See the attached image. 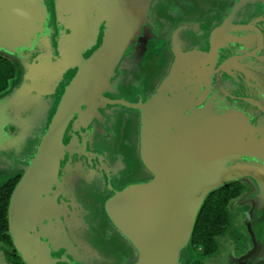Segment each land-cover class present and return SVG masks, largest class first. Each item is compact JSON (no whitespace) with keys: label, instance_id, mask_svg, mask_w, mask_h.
<instances>
[{"label":"water","instance_id":"1","mask_svg":"<svg viewBox=\"0 0 264 264\" xmlns=\"http://www.w3.org/2000/svg\"><path fill=\"white\" fill-rule=\"evenodd\" d=\"M165 1L0 0V54L23 73L19 89L0 95V147L24 163L8 227L26 264H188L212 193L249 179L255 212L264 210V0H236L230 15L217 11L211 22L177 23L171 69L149 95H104L126 52L158 30ZM202 26L205 38L196 40ZM183 33L191 41L181 54ZM109 104L138 116L141 161L151 173L105 202L128 243L113 260H106L107 242L105 256L93 244L102 233L96 224L75 213L64 223L51 196L64 154L76 148L65 142L72 120L78 113L99 118ZM10 124L18 134L10 136Z\"/></svg>","mask_w":264,"mask_h":264},{"label":"flooded vegetation","instance_id":"2","mask_svg":"<svg viewBox=\"0 0 264 264\" xmlns=\"http://www.w3.org/2000/svg\"><path fill=\"white\" fill-rule=\"evenodd\" d=\"M235 3L236 0H166L163 7L157 10V19L160 22L158 30H150L126 52L119 77L114 79L104 95L131 101L137 99L138 93L149 95L171 69L173 55L170 46L174 44L171 40L173 26L183 21L200 19L203 22L207 16L211 22L217 18V11L228 16ZM260 4L264 8V3ZM261 17L264 19V11L261 12ZM205 32L202 26L193 37L196 40L198 36L199 39L205 38ZM182 36L186 42L181 41ZM190 41L188 34L183 33L180 36L179 53L185 52L184 48ZM0 58L17 63L7 55L0 54ZM15 65L18 72L19 66ZM9 85L10 87L0 91V95L14 92L20 88L21 83L16 80ZM98 111L99 118H86L82 113H78L72 120L65 142L74 144L76 148L73 147L74 150L64 154L51 196L61 205L60 218L67 217L63 219L64 223H68L70 216L75 213L85 216L82 222L90 223L92 220L91 223L96 224L106 236L105 243H109L106 248L111 249V254L106 260H113L116 259L113 253L128 252V243L117 235L110 224L105 213V202L117 191L147 181L151 173L141 161L138 116L122 109L118 104H109ZM6 130L11 136L19 133L17 128L10 125L6 126ZM37 136V133L34 134V138ZM23 171L19 169L13 175L18 174L21 179ZM238 181L244 186V191L236 207L239 214L237 222L242 227L243 239L240 238V242L246 244V247L243 253H237L236 250L234 253L238 263L242 261V264H264V210L255 212V200L250 198L257 191L255 185L249 179ZM65 228L73 230L72 223ZM110 241L117 250L112 249ZM93 244L105 256V245ZM193 254L195 252L188 245V263ZM231 262L234 264V260Z\"/></svg>","mask_w":264,"mask_h":264},{"label":"trees","instance_id":"3","mask_svg":"<svg viewBox=\"0 0 264 264\" xmlns=\"http://www.w3.org/2000/svg\"><path fill=\"white\" fill-rule=\"evenodd\" d=\"M16 73L17 69L14 63L0 58V91L7 88ZM19 179L20 175L15 174L0 186V251L8 259L9 264H26L15 249L8 227L10 198ZM243 191L244 186L237 181L215 191L206 200L189 243V248L197 255H201L202 259L218 252V238L228 231L231 223L228 208L234 200L240 198ZM194 257L193 254L188 264H202L203 261Z\"/></svg>","mask_w":264,"mask_h":264},{"label":"rangeland","instance_id":"4","mask_svg":"<svg viewBox=\"0 0 264 264\" xmlns=\"http://www.w3.org/2000/svg\"><path fill=\"white\" fill-rule=\"evenodd\" d=\"M16 74H17L16 77L14 78L13 81L11 80L10 83L16 80L17 83H22L23 73L22 72L20 73V68H18V72ZM9 84L8 87H10ZM10 126L16 128V126H14L13 124H10ZM9 144L11 143L9 142ZM15 153L16 152L8 154L6 151L2 149V147H0V186H2V184H4L8 180V178L13 175V173L16 170L24 168V163L19 162V160L22 158L16 157ZM19 156H25V154L19 153ZM239 201L240 198H237L232 202V204L228 208V213L230 215L231 223L228 231L224 235L218 238L219 240L218 252H216L215 255L208 256L204 259L201 258V255H197V253L194 254L195 259H198L201 262L203 261L202 264H232L231 262L232 260H234V264H242V261L238 263L237 256L234 253V250H236L235 252L241 254L244 252L243 250H245L246 247V244H242V241L240 242V238L243 239V234H242V227L240 223L237 222V217L239 216V214L236 207ZM97 237H98V243L100 245H103L105 243L106 236L103 233H101ZM111 245H112V249L117 250V247L113 243H111ZM108 247H109V243H108ZM9 263L10 262L8 261V259H6L3 253L0 251V264H9Z\"/></svg>","mask_w":264,"mask_h":264}]
</instances>
